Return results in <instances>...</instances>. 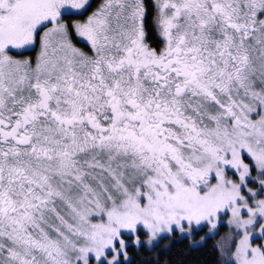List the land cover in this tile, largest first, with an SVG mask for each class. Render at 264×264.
Masks as SVG:
<instances>
[{
    "label": "snow or ice",
    "instance_id": "6c2138e0",
    "mask_svg": "<svg viewBox=\"0 0 264 264\" xmlns=\"http://www.w3.org/2000/svg\"><path fill=\"white\" fill-rule=\"evenodd\" d=\"M157 2L162 51L144 43L141 0H106L75 25L91 45L86 54L59 17L87 0H0V264H70V247L99 259L122 229L142 223L155 237L226 208L244 229L237 264H264L248 231L264 218V200L253 208L241 195L250 166L240 158L246 149L264 173V116L251 121L256 109L235 98L243 90L264 106V94L251 91L256 60L264 74V0ZM46 22L53 27L35 68L8 54ZM229 151L231 160L221 155ZM222 165L239 172L238 183ZM129 167L134 189L124 183ZM93 209L107 224H89ZM62 227L87 246L77 249Z\"/></svg>",
    "mask_w": 264,
    "mask_h": 264
},
{
    "label": "rangeland",
    "instance_id": "374dc122",
    "mask_svg": "<svg viewBox=\"0 0 264 264\" xmlns=\"http://www.w3.org/2000/svg\"><path fill=\"white\" fill-rule=\"evenodd\" d=\"M106 2V0H105ZM104 4V3H103ZM98 6V10L103 5ZM260 19H264V16H260ZM258 56V53H254V60ZM255 73L251 77V83L253 87L251 91L256 93L264 94V74H262L260 69V62L256 60L255 63ZM238 102L243 100V103L249 105L256 111H253L249 115V119L253 122L258 121L261 116H264V106H262L258 100L252 98L251 95L245 96L243 90H241L240 94L235 97ZM239 112V109H237ZM214 127V125H212ZM229 130H231V125L229 124ZM253 143V147H256L254 139L251 141ZM221 155H226L228 160L232 159L231 152L221 153ZM243 163L248 164L249 167V175L246 178L245 184L242 186L241 195L245 197L248 205L250 207L255 208L256 202L259 200H264V186L261 185L260 181L264 179V173L256 166L255 161L248 154L247 150L244 149L241 151L240 155ZM130 163V162H129ZM116 165L114 164L113 167ZM222 169L225 175V178L228 180H233L234 182H239V172L236 171L235 168H232L230 165H222ZM133 170L129 167L124 175V183L129 189H134V187L138 185H134L131 181L134 179ZM209 182L211 184H216L217 181L215 179V171H213L209 175ZM112 181H108V186L112 191V194L117 196L119 199V194L115 192L114 189H111ZM95 187V185L93 184ZM251 189L252 191H249ZM143 191H147V189H143ZM255 193V195H253ZM106 200V194L101 198V203L103 204ZM142 203L146 204L147 200L142 198ZM108 207H111V204H108ZM96 210L93 209V215L89 218V224H107V216L106 214H95ZM62 215H65V218L68 220L69 224H75L76 222L72 220L70 215H67L62 210ZM249 218L247 208H241V219L247 220ZM233 220L232 211L230 208H226L221 210L215 216L212 217L211 221L203 220L199 224L195 221L189 223L187 220L182 221L183 231L180 228L173 226L172 231H162L159 232L155 237L152 236V233L149 229L145 228L143 224H138L135 230L122 229L121 235L117 239L115 243V247H108L104 250L103 255L97 259L95 252H89L86 257L78 250H73L71 247L68 249L67 259L70 264H85V260L87 264H100L101 262H105L108 264L109 261H114V264H117L120 260H124L127 258L126 254V246L128 242L133 243L137 246L141 243H145L147 246L153 245L158 242V240L163 235L172 236L173 232L177 233V237L183 238V236H187L192 245L202 244L205 242V238L208 236H215L216 245L220 250L221 255V264H237L235 259L236 248L243 238L244 229L237 227L235 223H232ZM55 224L59 225V221H55ZM264 224V218H261L257 215L255 222L253 225L249 226L248 231L250 233V244L251 247H264V230H261L260 225ZM215 225V227L213 226ZM203 233L198 234L196 236V232L202 231ZM62 231L69 237V240L73 241L77 245V249L80 247L87 246L88 242L78 236H74L72 233L68 232L66 228L62 227ZM139 231H142L145 234V237H141L139 235ZM131 235L132 238L126 240L125 236ZM53 238L55 237V233H52ZM119 240H123L125 247L123 249L120 248ZM115 257V260H114Z\"/></svg>",
    "mask_w": 264,
    "mask_h": 264
},
{
    "label": "flooded vegetation",
    "instance_id": "af4514ba",
    "mask_svg": "<svg viewBox=\"0 0 264 264\" xmlns=\"http://www.w3.org/2000/svg\"><path fill=\"white\" fill-rule=\"evenodd\" d=\"M144 8L142 21L143 31L145 33L144 43L149 45L151 49L157 52L162 51L166 46L165 38L162 35L159 27L158 18V2L157 0H151L150 8L145 3V0H141ZM105 3V0H87V3L82 9L64 8L61 10L59 17V23H62L67 28V39L72 46L86 54L91 53V45L86 38L81 37L75 28L77 24L85 23L93 13L98 11V6ZM53 25L50 22H46L44 26H41L34 36L33 43L19 49H9L8 54L17 60H28L31 66L35 68L37 59L42 51L41 38L43 34ZM61 41L59 37L54 36L52 38V47L59 48ZM52 49H49L51 55ZM227 102V101H226ZM132 170V169H131ZM134 178V176H132ZM210 180V178H209Z\"/></svg>",
    "mask_w": 264,
    "mask_h": 264
},
{
    "label": "trees",
    "instance_id": "16d2710c",
    "mask_svg": "<svg viewBox=\"0 0 264 264\" xmlns=\"http://www.w3.org/2000/svg\"><path fill=\"white\" fill-rule=\"evenodd\" d=\"M145 3L151 10V0H145ZM201 233L203 230L195 234L197 236ZM139 235L145 237L142 231H139ZM125 238L128 240L132 236L127 235ZM215 240V236H208L204 243L194 246L187 236L179 238L173 232L172 236L163 235L157 243L150 246L145 243L137 246L128 242L125 250L127 258L117 264H221L220 250Z\"/></svg>",
    "mask_w": 264,
    "mask_h": 264
}]
</instances>
